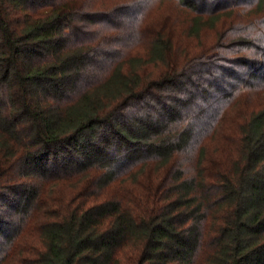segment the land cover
<instances>
[{
  "label": "trees",
  "instance_id": "obj_1",
  "mask_svg": "<svg viewBox=\"0 0 264 264\" xmlns=\"http://www.w3.org/2000/svg\"><path fill=\"white\" fill-rule=\"evenodd\" d=\"M156 1L0 0V264H264V0Z\"/></svg>",
  "mask_w": 264,
  "mask_h": 264
},
{
  "label": "rangeland",
  "instance_id": "obj_2",
  "mask_svg": "<svg viewBox=\"0 0 264 264\" xmlns=\"http://www.w3.org/2000/svg\"><path fill=\"white\" fill-rule=\"evenodd\" d=\"M151 9H152V10H150L151 14H156V13H161V12L163 13L165 11L166 12L169 11L172 13H176L178 15V17H180V20L183 21V19H185L184 15L181 13H178L177 9L174 7L173 3L168 1V0H157L155 3H153ZM210 38H211L210 35L205 36V40H210ZM234 115H235V113H232V114H230V117H234ZM212 146L214 148L215 146H217V144H215V142H214L212 144Z\"/></svg>",
  "mask_w": 264,
  "mask_h": 264
}]
</instances>
